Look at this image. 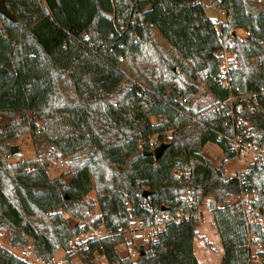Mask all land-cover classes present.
Instances as JSON below:
<instances>
[{
    "label": "trees",
    "instance_id": "obj_1",
    "mask_svg": "<svg viewBox=\"0 0 264 264\" xmlns=\"http://www.w3.org/2000/svg\"><path fill=\"white\" fill-rule=\"evenodd\" d=\"M6 4L16 19L0 14V228L9 231L12 246L32 240L37 256L52 263L59 249L67 250L74 236L90 230L80 222L73 226L70 217L87 219L97 206L92 226L118 232L134 218L151 224L163 212L189 210L186 191L197 207L209 195L226 203L230 195L264 186V167L243 181L226 173L227 162L235 160L234 132L250 133L249 140L264 146V10L257 9L256 0L211 3L226 11L219 31L223 39L236 29L249 32L235 41L239 68L231 90L219 82L217 23L201 0ZM179 66L200 78L211 103L198 105L192 99L199 90L178 73ZM128 69L147 89L126 82ZM253 93L258 103L249 97ZM230 95L248 96L235 102L240 125H224ZM221 103L219 109L208 107ZM206 109L200 121L189 116ZM28 113L45 122L44 131L37 132ZM152 116H157L156 124ZM28 127L39 151L52 145L59 158L77 157L66 176L51 179L45 158L6 163L2 154H11V145ZM153 135L169 142L158 160L144 154L149 147L145 141ZM209 142L219 144L225 155L218 168L200 153ZM93 190L95 201L88 198ZM215 220L222 263L248 264L242 214L220 210ZM199 224L194 216L169 224L147 247H137V260L118 252L122 234L90 240L79 256L83 264H96V253L109 264H200L194 252ZM0 264L29 263L0 243Z\"/></svg>",
    "mask_w": 264,
    "mask_h": 264
},
{
    "label": "rangeland",
    "instance_id": "obj_2",
    "mask_svg": "<svg viewBox=\"0 0 264 264\" xmlns=\"http://www.w3.org/2000/svg\"><path fill=\"white\" fill-rule=\"evenodd\" d=\"M205 5H206V12L207 15L214 19L217 23V29L218 31L221 30L222 25L226 23V11L220 8L219 6H212L213 0H201ZM257 1V9H262L264 10V2L260 3L258 0ZM28 14H30V11L28 10ZM249 33V32H248ZM249 35V34H248ZM247 34H245L244 29H240L237 31V34L235 33L236 38L239 39H246ZM159 39V38H158ZM160 40V39H159ZM123 62V59H121ZM179 74H181L186 81H189L191 83H194L197 85L198 88V95L197 96H192V99L198 100V105H204L206 103H211V93L208 92V89L204 85V83L200 80V78H194L193 75L188 74L185 69L181 66H179L178 70ZM127 80L126 82L128 84L139 82L144 84L143 86L147 89L146 83L141 82L140 79L136 78L130 71L129 69L127 70ZM239 98H247L248 96H236L232 95L231 99L228 100L226 103H229V110L228 113H232L235 115L234 109H235V102L239 100ZM249 101V100H248ZM219 107L217 108V106ZM146 106H149L148 103H146ZM211 106V107H210ZM208 106L210 109H219L222 105L221 104H216V105H210ZM241 105L236 106L237 110H241L242 108L240 107ZM208 108V109H209ZM241 108V109H240ZM205 111L203 110L198 113V115H189L190 118L193 121H200L202 118H205ZM27 117L35 122L37 132L44 131L45 129V122L43 120H38L36 116L32 115L31 113L27 114ZM151 123L156 124L158 122L157 116H152L150 118ZM234 122L236 124L240 125L242 124V119L237 118ZM3 124L2 118H0V126ZM173 132H168L166 134L167 137H172ZM162 137H159L158 135H153L149 137L145 141L149 145L148 148H145V150H150L154 151L156 147H158L162 142L160 141ZM166 142V141H163ZM167 143H169L167 141ZM17 145L19 147V150L16 154H10V155H4L2 154V157H5L6 163L13 165L16 163L24 162V161H30L34 159H49V168L47 169V173L50 176L51 179H56V178H61L62 176H66L68 173V170L70 168V163L77 159L76 156H68L65 158H59L55 156V151L53 149L52 145H45L42 147L39 151L38 146L35 144L33 137H32V131L31 128L28 127L27 130L22 132L18 139L13 142L11 145L14 146ZM201 155L209 159L213 166L215 168H218L222 161L225 159V155L223 153V150L221 146L217 143L209 142L207 143L204 148L201 150ZM241 163V162H240ZM30 168H28L29 170ZM240 169L238 166L237 160H232L227 162L226 164V173L228 176L232 175L234 171H237ZM89 199L95 201L97 200L96 196V191L93 190L90 192ZM99 212V208L97 206L95 213L93 216L88 217L87 219H74L71 218L68 214H66V217H70L72 220L73 226L76 225L77 223H81V227L84 228L85 226H89L90 230L84 232V235H76L74 236L70 242H69V248L67 250L65 249H59L52 260V263L48 261H42L40 260L41 258L37 256L36 251L34 250L32 246V240L30 243L26 246H17L14 247L10 243V233L8 230L0 228V243L4 245L6 248L9 250L13 251L16 255L19 257L23 258L24 260L30 262L31 264H83L81 261V258L79 256L80 253V245L82 243H85V241L90 238L94 239L97 236H102L105 235L108 231L104 228V226L100 227H94L92 226V220L94 219V216L97 215ZM213 222V216L210 214H206L203 219L200 220V224L197 227V235L194 240V252L195 255L200 262V264H221L222 263V257H223V247L220 245V248L218 251H214L211 248V245L209 243H206L204 241V237L208 236L210 241L213 244L218 243V236L219 232L217 228L212 224ZM141 223H145V220L142 218H134L131 224L129 225L125 233V242L119 243L117 245V250L122 256H127L130 255L133 260H137L139 257L138 253V246L140 244L145 245L147 247L149 245V241L146 240V235L145 230L142 229V226L140 225ZM134 228L135 231H129L130 229ZM125 230V229H123ZM135 233V234H133ZM96 259V264H104L103 262H106L108 264L106 257L104 255H100L96 253L95 255ZM64 261V262H63Z\"/></svg>",
    "mask_w": 264,
    "mask_h": 264
},
{
    "label": "built area",
    "instance_id": "obj_3",
    "mask_svg": "<svg viewBox=\"0 0 264 264\" xmlns=\"http://www.w3.org/2000/svg\"><path fill=\"white\" fill-rule=\"evenodd\" d=\"M258 1L260 3L264 2V0ZM29 11L31 12L33 9H29ZM0 27H2L1 21ZM238 30L240 29L235 30L236 34ZM245 34L248 35V31L245 30ZM218 38L220 42V49L216 53L219 59L218 79L223 87L231 90L233 73L239 68L238 54L235 49L236 36L235 34L231 35L225 40L218 31ZM260 96L264 98V85L260 90ZM231 97L232 95H230L225 103L230 100ZM249 97H251L255 103H258L257 93L250 94ZM222 104L223 103H221V105ZM218 107L219 105L217 108ZM240 107L242 108V105ZM229 114L230 117L224 122L225 126H229L231 122H233L234 125L236 124L234 122L236 120L235 115L232 113ZM249 134L250 133H246V135ZM246 135L234 132L233 136L230 138L231 147L235 153V160H237L240 169L234 171L229 177H237L240 181H243L255 169L264 167V146L252 142ZM184 199L187 201L189 210L180 211L175 214L163 212L156 217L154 220L155 222L151 224H147L146 222L140 224L142 229L145 230V233H147L145 237L147 241H155L156 235L164 231L169 224L180 223L183 220L189 219L191 216L201 220L206 214H210L213 216L212 224L216 227L215 214L220 210H224L226 215L232 216L242 214L244 218L248 234V264H264V186L252 187L242 190L240 193L230 195L226 203H221L215 196L209 195L206 196L197 207H194L193 204L196 199L191 191H186ZM126 231L127 229L118 232H107L105 235L97 236L94 239L88 238L85 243L80 245L79 249H85L90 240H99L103 237H110L113 239L119 234L125 237ZM129 231L134 232L135 229L132 228ZM79 235L81 236V234ZM82 235H84V233H82ZM204 241L209 243L214 251H218L220 245H222L220 234L218 236V243L216 244H213L208 236L204 237ZM40 260L44 261L43 259ZM28 263L31 264L30 262Z\"/></svg>",
    "mask_w": 264,
    "mask_h": 264
},
{
    "label": "water",
    "instance_id": "obj_4",
    "mask_svg": "<svg viewBox=\"0 0 264 264\" xmlns=\"http://www.w3.org/2000/svg\"><path fill=\"white\" fill-rule=\"evenodd\" d=\"M0 14L6 16L7 18L11 20H15L14 14L9 10L6 4V0H0ZM169 143L163 142L158 147L155 148L154 151L145 150L144 154L149 156H154L156 160L160 159L164 153V151L168 148ZM19 150V147L17 145H14L11 147V153L16 154ZM144 197H147L149 195L148 190L144 191ZM166 210V209H163ZM224 264V263H221Z\"/></svg>",
    "mask_w": 264,
    "mask_h": 264
},
{
    "label": "crops",
    "instance_id": "obj_5",
    "mask_svg": "<svg viewBox=\"0 0 264 264\" xmlns=\"http://www.w3.org/2000/svg\"><path fill=\"white\" fill-rule=\"evenodd\" d=\"M107 260V259H106ZM108 262V261H107ZM104 264H106V262H103ZM109 264V263H108Z\"/></svg>",
    "mask_w": 264,
    "mask_h": 264
}]
</instances>
